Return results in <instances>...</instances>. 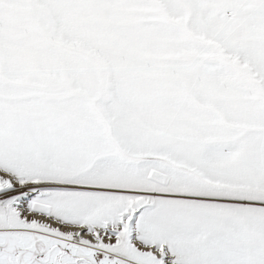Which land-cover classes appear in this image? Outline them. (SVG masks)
Instances as JSON below:
<instances>
[{
	"label": "snow or ice",
	"instance_id": "6c2138e0",
	"mask_svg": "<svg viewBox=\"0 0 264 264\" xmlns=\"http://www.w3.org/2000/svg\"><path fill=\"white\" fill-rule=\"evenodd\" d=\"M0 264H264V0H0Z\"/></svg>",
	"mask_w": 264,
	"mask_h": 264
}]
</instances>
